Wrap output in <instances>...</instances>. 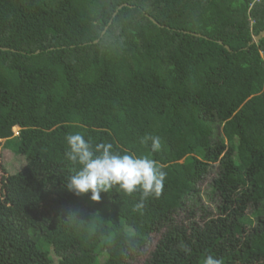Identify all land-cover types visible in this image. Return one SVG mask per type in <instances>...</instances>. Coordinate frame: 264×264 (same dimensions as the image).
Masks as SVG:
<instances>
[{
  "label": "trees",
  "instance_id": "16d2710c",
  "mask_svg": "<svg viewBox=\"0 0 264 264\" xmlns=\"http://www.w3.org/2000/svg\"><path fill=\"white\" fill-rule=\"evenodd\" d=\"M262 30L264 0H0V144L30 153L0 190V264H130L154 233L145 264H264ZM76 132L155 160L160 196L69 191Z\"/></svg>",
  "mask_w": 264,
  "mask_h": 264
},
{
  "label": "clouds",
  "instance_id": "9594fccd",
  "mask_svg": "<svg viewBox=\"0 0 264 264\" xmlns=\"http://www.w3.org/2000/svg\"><path fill=\"white\" fill-rule=\"evenodd\" d=\"M151 140L153 152L160 148V139L147 136L142 143ZM68 149L65 156L81 167L67 178L65 187L77 195L91 193V199L99 201L101 192H109L115 186L127 194L141 193V203L150 196L159 197L164 187L167 173L163 167L148 156L135 154H119L114 151L111 143L92 145L84 136L73 133L66 137ZM204 264H221L219 259L208 255Z\"/></svg>",
  "mask_w": 264,
  "mask_h": 264
},
{
  "label": "rangeland",
  "instance_id": "374dc122",
  "mask_svg": "<svg viewBox=\"0 0 264 264\" xmlns=\"http://www.w3.org/2000/svg\"><path fill=\"white\" fill-rule=\"evenodd\" d=\"M90 121L92 123L96 122L95 118H91ZM15 133H17V130H15ZM1 140V142H3ZM21 150H18V153L13 150L12 147L7 145L0 144V190L2 188L3 182L9 178L10 176L16 175L19 173L21 169H23L25 166L30 165V153L27 150H25L24 146L20 147ZM218 170V164H216L214 171L211 172V174L204 180L203 184L201 185V193L202 196H205V191L210 188L211 181L216 176ZM34 173L32 172V176ZM204 205H206L208 209L213 210L215 207V202L206 199L203 197ZM218 197H216L217 199ZM213 200H215V196L213 197ZM195 215L196 220H200V216L204 215V211L201 209L200 206L195 207ZM218 214L217 211H215L214 215ZM181 215H187L185 212H181ZM189 215V214H188ZM152 240L144 247L142 252L139 254L137 259L130 262V264H145L147 259L151 256V252L155 249L157 242L160 239V233H154ZM105 256L99 257L98 262L101 263L104 261ZM55 264L57 258H54Z\"/></svg>",
  "mask_w": 264,
  "mask_h": 264
},
{
  "label": "water",
  "instance_id": "95a60500",
  "mask_svg": "<svg viewBox=\"0 0 264 264\" xmlns=\"http://www.w3.org/2000/svg\"><path fill=\"white\" fill-rule=\"evenodd\" d=\"M125 5H126V4H125ZM121 7H123V5H121L119 8H121ZM150 19H151L153 22L157 23V21H156L153 17H150ZM157 24H158V23H157ZM105 31H106V29L103 31V34L105 33ZM193 34L196 35V36H203V35L200 34V33H193ZM263 37H264V30L260 31L259 34L255 35L254 38H253V40L251 41L250 44H254V43L259 42V40H260L261 38H263ZM94 42H98V40H96V41H94ZM220 43L222 44V42H220ZM224 46H225L228 50H231L230 47H229L228 45H224ZM2 49H6V48L2 47Z\"/></svg>",
  "mask_w": 264,
  "mask_h": 264
}]
</instances>
